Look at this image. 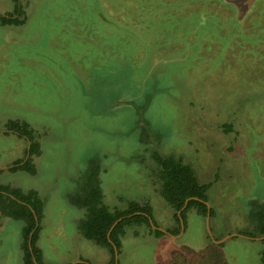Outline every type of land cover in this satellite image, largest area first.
Instances as JSON below:
<instances>
[{"label": "rangeland", "instance_id": "obj_1", "mask_svg": "<svg viewBox=\"0 0 264 264\" xmlns=\"http://www.w3.org/2000/svg\"><path fill=\"white\" fill-rule=\"evenodd\" d=\"M195 1L19 0L25 20L0 24V123L17 115L46 125L43 145L60 157V167L96 159L106 196L111 188L137 192L132 181L147 192L155 153L179 157L196 165L200 181L217 176L207 190L209 203L232 193L243 208L244 219L230 220L225 231L251 232L245 208L264 206V69L252 66L264 58V47L248 43L263 35L220 30V17L204 13L205 0ZM233 1L243 17L251 0ZM92 9L115 19L113 27ZM12 10V0H0V15ZM256 15L264 17V10ZM12 136H0L1 159L15 151ZM165 206L153 215L157 224L163 225ZM189 213L182 238L190 222L197 223ZM41 241L48 250L50 238ZM124 247L129 264H152L151 245L129 234ZM221 248L226 264H262L264 241L233 236ZM187 252L185 264L200 261ZM47 256L53 259L51 250Z\"/></svg>", "mask_w": 264, "mask_h": 264}, {"label": "crops", "instance_id": "obj_2", "mask_svg": "<svg viewBox=\"0 0 264 264\" xmlns=\"http://www.w3.org/2000/svg\"><path fill=\"white\" fill-rule=\"evenodd\" d=\"M195 2L201 3L202 1L196 0ZM252 2H254V0H251V3ZM222 3H229L231 7L233 6V12L231 10H225L222 7ZM233 3V0H205L204 13L209 15L216 14L220 18H222L224 14L228 13L230 17L234 16L236 18H239L237 10L238 8L236 7L237 5L236 3L235 5H233ZM230 31L231 30H229V32ZM229 42L233 41L229 40ZM10 118L24 120L28 122L31 128H33L34 133L37 135V139L39 141L40 146V152L38 155L32 156V162L36 169L34 174L30 175L29 173L27 174V172L22 170H8V167L11 166L12 162L17 159H25L27 157L28 153L26 150L28 149L29 145V142L23 137H15L12 135L3 134L5 132L3 124L7 119ZM46 128V125L36 127L33 123L24 119L22 116L5 115L3 121L0 123V136L3 139L12 136L13 138L11 137V139L15 140L16 148L15 151L9 155V157L4 159L0 158V170H2L0 172V184H8L11 187L20 188L22 191L33 189L36 190L37 194L42 198L43 214L40 219V230L36 240V245L39 247L41 251L42 260L46 264H73L83 259L88 260L92 264H106L110 258L107 249L98 246L92 241L86 239L78 230L77 224L79 220L84 216V209L76 207L68 200L69 194L78 191L79 182L82 180L85 173L87 172L89 160H85L83 159V157H80L79 159H77L76 166H72L70 169L64 166L60 167V157L54 154L49 155L47 150L49 145H43L45 139L43 140V138L41 137L43 136L42 134L45 132ZM237 132H239V129H237ZM154 138L155 135H153V139ZM53 146H55V149L57 150L56 153H59L61 149L60 147H58V143L53 144ZM57 148H59L60 150ZM233 149L234 148L232 147L231 151ZM7 150H10L11 152L13 149L8 148ZM152 157L153 155L151 153V159ZM182 162L189 165L193 169V172L200 183H209V187H211L212 182L217 178V176L213 174L214 176L213 178L208 180L209 182H202L200 181V179L203 180V177L201 173L196 169V165L186 162L183 159ZM97 163L100 166L99 184L102 192V201L107 207L124 208L126 206L127 201L134 200L140 204H149L152 208V217H154L153 215L155 211L159 210L160 205H166L165 207L167 211L165 215L162 216L163 225L158 224V227L164 229L165 231L166 229H174L177 227L173 217L174 210L170 207V205L166 203V201L160 194V165L156 161L155 168H150L149 177H147V185L149 187L147 192H140V183H138L137 181H132L131 184L135 188L139 189L137 190V192L123 194L122 191L111 188L110 196L105 195V192L102 187V175L104 173V168H102L100 162L97 161ZM35 178L42 181L39 183L40 187H36L34 185H26V179ZM59 180H63L62 183H59ZM59 184H62V187H59ZM141 184L146 185L143 182ZM55 189H57L56 192H58L57 202L50 204V194ZM223 194L224 196L227 195L226 193ZM228 194L230 195H228L227 198L217 199L218 201H215V203H209L207 199L206 202L208 203L209 208H212L214 211V215L212 217L209 216L208 218H206V215L202 216L201 214L197 213L194 209H190L189 216L192 220L196 219L197 223L193 221L190 222L191 225L189 227V235L185 238H182V236L186 233L187 230V223H185V221L183 222L184 228L182 232H180L179 230V233L177 235H171L166 232L165 234L159 237H156L153 234L149 233L144 225H132L126 227L125 233L120 238V250L119 253H117L118 264H129L127 261V253L125 252L124 247L125 240L127 239L129 234L134 235V238L139 240V242L143 241L151 245L152 264H169L174 254L177 252L180 253L183 258L187 259L189 258V255L185 248L190 249L192 254H196L200 251L203 252V250L208 247H214L217 248L223 255L221 245L227 239L237 235L230 236L220 243L214 242L212 239L219 240L222 237L231 234V232L225 231V228L231 223L230 220L241 221L244 219V211H242L243 208L240 211L238 209L239 207H237V205L233 203V194ZM245 209H247V218L245 219L250 221V223H248V229H250L251 232L255 233L253 225L254 219L250 214L252 209L249 207H246ZM51 212L54 213L52 214ZM23 224L24 223L22 220L9 218L3 215L0 211V262H3L4 264H22V251L20 248V242L21 229L23 227ZM67 224H69V229H67L66 227ZM12 226L15 227V236L11 238L9 232ZM207 226L210 229V235L206 230ZM43 236H47L50 238L48 250H45L46 247L43 246V243L41 241ZM194 244H197L196 248H193ZM181 248L184 249L179 251V249ZM49 250L52 251L54 255V260L49 259V257L47 256V252Z\"/></svg>", "mask_w": 264, "mask_h": 264}, {"label": "trees", "instance_id": "obj_3", "mask_svg": "<svg viewBox=\"0 0 264 264\" xmlns=\"http://www.w3.org/2000/svg\"><path fill=\"white\" fill-rule=\"evenodd\" d=\"M13 1L12 12H7L0 15V24H19L25 20L24 11L19 0ZM222 7L225 10L228 9L229 3H222ZM220 6V5H219ZM231 6V5H230ZM264 10V0H254L248 7L245 14L241 18L234 16L230 17L229 14H224L220 18L222 24V30L226 28L235 27L239 28L241 32L256 35L255 29L261 30L263 35L262 39L253 38L248 44L249 46H256L260 51V46L264 47V17H257L256 14L262 13ZM232 11V10H231ZM98 21L109 23V27H113L110 21V17H106L96 9H92ZM218 12V11H216ZM233 12V11H232ZM101 15V16H99ZM215 15V14H214ZM117 16V15H115ZM122 13L120 14V17ZM76 18V17H75ZM74 18V19H75ZM249 18V20H248ZM227 19L225 24L223 20ZM247 19V24L244 25ZM78 20V19H77ZM113 21L115 19H112ZM76 24V23H75ZM77 26V24H76ZM78 27V26H77ZM108 29V28H107ZM112 28H110L111 30ZM109 30V29H108ZM234 43V42H233ZM247 44V43H246ZM264 55V54H263ZM252 66H257L264 69V58L256 59ZM4 133L12 132L19 137L25 138L28 142V149L26 150L28 155L25 159H17L12 162L8 167L9 171L22 170L30 174L35 173V167L32 162V156H36L40 152L39 141L37 135L34 133L30 124L24 120L19 119H7L4 124ZM156 162L160 165L159 177L161 181L160 194L168 205L174 210V220L177 227L174 229H166V232L171 235H177L180 230L179 216L176 212L181 208L184 200L189 197H196V199H190L187 201L186 206L180 212V217L185 221V211L194 209L197 213L205 216L207 213V201L206 191L209 187V183H200L193 169L182 162L180 158L172 156H161L158 153L154 155ZM2 170H0L1 172ZM99 172L100 166L95 159L89 160L87 172L82 180L79 182V189L77 192L68 195L70 203L78 208L84 209V216L79 220L77 227L83 237L92 241L98 246L107 249L110 258L106 264H114V248L116 247L117 253L120 250V238L125 233V228L132 225H144L147 231L156 237L165 234L158 228H152L148 216L154 226L158 227V224L152 217V208L149 204H140L134 200H129L124 208H109L102 201V192L99 184ZM0 211L3 215L12 218L20 219L23 221V227L21 229V242L20 248L22 251V264H46L41 257V251L36 245V240L40 230V219L43 214V200L33 189L22 191L20 188L11 187L8 184H0ZM143 212L144 214H135L128 216L134 212ZM254 219V232H240L241 234L249 237L264 235V206H261L258 210L252 209L250 212ZM214 211L209 208V216L212 217ZM119 217H123L118 221L111 231L108 230L112 223ZM264 241L263 239H260ZM186 251L190 250L185 248ZM197 264H226L224 256L217 248L208 247L205 250L197 253ZM181 260V264H185L187 259L183 258L180 253H175L169 264H176L178 260ZM35 260V262L33 261ZM174 260H177L174 262ZM260 260L264 264V249L260 253ZM70 264V263H67ZM73 264H92L88 260L83 259ZM118 264V261H117Z\"/></svg>", "mask_w": 264, "mask_h": 264}, {"label": "water", "instance_id": "obj_4", "mask_svg": "<svg viewBox=\"0 0 264 264\" xmlns=\"http://www.w3.org/2000/svg\"><path fill=\"white\" fill-rule=\"evenodd\" d=\"M190 199H198V198H196V197H189V198H186L185 200H184V203H183V205L181 206V208L177 211V215L179 216V225H180V232H182L183 231V228H184V223H183V219L180 217V212H181V210H183L184 208H185V206H186V203H187V201H189ZM199 200V199H198ZM205 204H206V206H207V208H208V210H207V213H206V218H208L209 217V205H208V203L207 202H205ZM135 214H144L143 212H134V213H132V214H129L128 216H132V215H135ZM123 217H119V218H117L113 223H112V225L110 226V228H109V230H108V233L111 231V229L113 228V226L118 222V221H120L121 219H122ZM148 221H149V223H150V225H151V227L152 228H158V229H160L161 231H164L165 233H166V231L164 230V229H161V228H159V227H156V226H154L153 225V223H152V221H151V218L148 216ZM206 230H207V232H208V234L210 235L211 233H210V229H209V227L207 226L206 227ZM233 235H237V236H243V237H247V238H249V239H263L264 238V235H262V236H258V237H249V236H245V235H243V234H241V233H231V234H228V235H226V236H224V237H222L221 239H219V240H214V239H212L214 242H218V243H220V242H223L225 239H227L228 237H230V236H233ZM113 248H114V264H117V250H116V247L113 245ZM34 262H35V260H33Z\"/></svg>", "mask_w": 264, "mask_h": 264}]
</instances>
